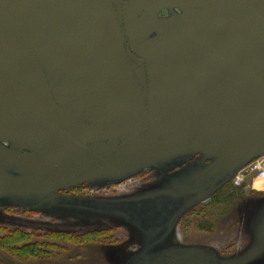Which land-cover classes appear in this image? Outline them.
I'll use <instances>...</instances> for the list:
<instances>
[{
	"label": "rangeland",
	"instance_id": "374dc122",
	"mask_svg": "<svg viewBox=\"0 0 264 264\" xmlns=\"http://www.w3.org/2000/svg\"><path fill=\"white\" fill-rule=\"evenodd\" d=\"M90 1H16L26 8L12 13L25 43L0 32V241L16 236L11 250L0 244V264H264V191L253 186L264 180L234 185L264 156V61L245 44L213 61L189 58L181 71L183 60L166 54L186 34L160 47L150 42L155 28L134 40L122 27L144 99L127 135L81 146L59 133L9 132L13 119L48 117L95 132L129 113L132 97ZM251 17L221 9L196 27L213 52ZM263 32H254L259 44ZM201 64L210 67L199 82L180 87Z\"/></svg>",
	"mask_w": 264,
	"mask_h": 264
},
{
	"label": "flooded vegetation",
	"instance_id": "af4514ba",
	"mask_svg": "<svg viewBox=\"0 0 264 264\" xmlns=\"http://www.w3.org/2000/svg\"><path fill=\"white\" fill-rule=\"evenodd\" d=\"M16 1H27V0H0V32L2 34L1 35L2 39L10 41L15 46L20 47V45L25 43V41L20 39V31L17 26V22L13 18L12 13H14L15 8L18 10L22 8L24 9V11L26 10V8L25 5H21V6L15 5ZM223 1L226 0H109L113 12L116 16V20L124 42V47H125V39H124L125 36H123L122 27L129 30L128 31L129 36H131V38L133 37L134 40L138 39L140 33L143 34L141 37L145 39L146 37L145 34L149 33V31H146V29L155 28V30L150 32L151 33L150 42L152 43L157 42L160 45V47L165 45V43L174 40L177 37L183 35L185 36L186 34V36L183 39L178 41L182 43V46L173 47L174 44H172L170 47H168L170 52L168 51V53L166 54V57L168 55L167 57L168 61L174 59L171 58L172 53L173 55H176L177 58L183 60L184 63L180 67L181 71H183L186 68H190L191 61L190 62L187 61L189 58L190 59L192 58L194 62L201 59L206 60L208 55L211 53L209 55L210 57L209 59L210 60L217 59L224 50L222 49L218 54H216V44L223 37L237 32H243L245 34H248L249 42L246 41V38H244V40L234 44H245L253 52L258 54L264 61V43L259 44L254 36L255 31H264V5H262L261 7L257 6L256 9L244 5L233 6V7H221V8H218L213 5V3H218ZM240 1H250V0H240ZM255 1H259V0H255ZM181 8L184 9L186 8L187 10L181 12L184 18L179 20L178 19L179 17L175 18L174 16L176 12L180 14V12L178 11ZM208 8H211L210 13L221 9L232 10V11L247 10L251 12L252 17L251 19L243 23L242 28L240 30L229 32L216 39V41L213 43L214 44L212 48L213 52H209L211 38H207L206 28L200 25L199 27H196L197 20L206 18V16L210 14L205 10ZM174 21L176 23L173 25L172 29L165 36L164 34L167 27L170 26ZM180 27L185 28V30L181 33L175 34L174 32ZM262 34L264 35V32ZM251 44H253L256 48L255 49L252 48L250 46ZM259 45H261L262 48H260ZM182 48L190 51L185 52L184 50H181ZM158 49L156 48V50ZM148 55L150 56H146V57L154 56L155 53L151 52ZM185 61H187V63ZM199 66L202 67L204 65L201 64ZM131 68L133 71L132 66ZM196 68H198V66L191 70V74L192 72L194 73L191 75V78L184 81L183 83L191 81L194 78L195 76L194 70ZM202 74L198 76L197 81L193 85L188 86L186 88L195 86L199 82V78L201 77Z\"/></svg>",
	"mask_w": 264,
	"mask_h": 264
},
{
	"label": "water",
	"instance_id": "95a60500",
	"mask_svg": "<svg viewBox=\"0 0 264 264\" xmlns=\"http://www.w3.org/2000/svg\"><path fill=\"white\" fill-rule=\"evenodd\" d=\"M90 2L95 15L104 30L118 72L132 97V107L129 113L117 124L95 132L78 130L61 120L51 117H48L47 121L42 124L17 119L11 120L9 122V132L19 135H35L40 137H51L54 134L59 133L71 143L81 146H90L116 140L127 135L133 129L143 107L144 99L141 89L133 75L116 16L109 0H91ZM213 5L218 8L244 5L256 9L257 6L261 7L264 5V1L226 0L223 2L213 3ZM184 30L185 28L180 27L174 33L178 34ZM244 38H246V41L249 42L248 34L243 32L232 33L223 37L216 44V54H218L225 47L244 40ZM250 46L254 49L256 48L253 44ZM209 67L210 64L198 68L195 72L194 78L191 81L181 84L182 86L180 87L186 88L193 85L197 81L198 76L207 72Z\"/></svg>",
	"mask_w": 264,
	"mask_h": 264
},
{
	"label": "built area",
	"instance_id": "2783aa9c",
	"mask_svg": "<svg viewBox=\"0 0 264 264\" xmlns=\"http://www.w3.org/2000/svg\"><path fill=\"white\" fill-rule=\"evenodd\" d=\"M250 175H255L256 178L264 180V156L259 157L257 160L240 170L239 174L234 179V185L240 186Z\"/></svg>",
	"mask_w": 264,
	"mask_h": 264
},
{
	"label": "trees",
	"instance_id": "16d2710c",
	"mask_svg": "<svg viewBox=\"0 0 264 264\" xmlns=\"http://www.w3.org/2000/svg\"><path fill=\"white\" fill-rule=\"evenodd\" d=\"M226 199H225V201H228L229 200V198H232V195H231V192H230V190H226ZM16 236L14 235L13 236V234L11 233L10 235H8V236H6L5 238H3L1 241H0V244H4V247H7L9 250H11L12 248H13V246H12V244L14 245L15 244V242H14V238H15ZM42 245H44V244H42ZM32 247H34V246H32V245H30V244H27V245H25L23 248L24 249H29L30 250V248L31 249H33Z\"/></svg>",
	"mask_w": 264,
	"mask_h": 264
},
{
	"label": "crops",
	"instance_id": "0c3cea01",
	"mask_svg": "<svg viewBox=\"0 0 264 264\" xmlns=\"http://www.w3.org/2000/svg\"><path fill=\"white\" fill-rule=\"evenodd\" d=\"M256 185H259L260 187L257 188L258 191H264V182L257 183L256 181L253 182V186L257 187ZM256 189V188H255Z\"/></svg>",
	"mask_w": 264,
	"mask_h": 264
},
{
	"label": "bare ground",
	"instance_id": "6f19581e",
	"mask_svg": "<svg viewBox=\"0 0 264 264\" xmlns=\"http://www.w3.org/2000/svg\"><path fill=\"white\" fill-rule=\"evenodd\" d=\"M230 46H231V45H230ZM230 46H227V47H230ZM227 47H226V48H227ZM226 48H224L223 50H225Z\"/></svg>",
	"mask_w": 264,
	"mask_h": 264
}]
</instances>
